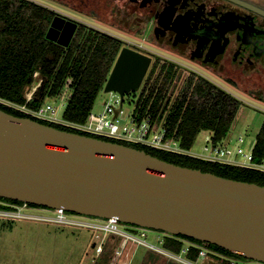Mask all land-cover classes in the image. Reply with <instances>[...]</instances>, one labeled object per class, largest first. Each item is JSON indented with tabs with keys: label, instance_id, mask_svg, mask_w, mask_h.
<instances>
[{
	"label": "water",
	"instance_id": "1",
	"mask_svg": "<svg viewBox=\"0 0 264 264\" xmlns=\"http://www.w3.org/2000/svg\"><path fill=\"white\" fill-rule=\"evenodd\" d=\"M75 28L55 16L45 36L67 46ZM150 64L149 55L123 48L103 90L123 99L140 87ZM131 144L0 109V198L114 217L264 264V185L177 165Z\"/></svg>",
	"mask_w": 264,
	"mask_h": 264
},
{
	"label": "trees",
	"instance_id": "2",
	"mask_svg": "<svg viewBox=\"0 0 264 264\" xmlns=\"http://www.w3.org/2000/svg\"><path fill=\"white\" fill-rule=\"evenodd\" d=\"M52 14L50 9L30 0H0V101L37 109L44 103V95L57 97L67 89L69 93L62 119L82 123L91 112L97 94L103 90L119 53L118 43L107 35L79 30L72 41L63 47L45 36ZM35 71L42 82L32 99L26 101L25 89L32 83ZM126 94L131 95L133 114L137 120L150 116L154 126H164L167 136L177 140L185 150L191 148L202 130L209 132L213 144L222 142L241 104L236 96L206 77L160 57L154 59L140 89ZM0 109L14 115L35 118L3 102H0ZM39 121L76 131L61 124L41 119ZM98 138L109 139L103 136ZM118 142L126 143L123 140ZM131 146L177 165L264 185V172L256 168L139 144ZM251 153L255 162L264 159V121ZM183 238L186 237L165 236L164 245L179 252L184 243ZM188 239L219 253L220 255L215 256V264H231L228 260L231 258L247 260L217 245ZM197 253L198 249L191 247L186 255L190 259H196Z\"/></svg>",
	"mask_w": 264,
	"mask_h": 264
},
{
	"label": "flooded vegetation",
	"instance_id": "3",
	"mask_svg": "<svg viewBox=\"0 0 264 264\" xmlns=\"http://www.w3.org/2000/svg\"><path fill=\"white\" fill-rule=\"evenodd\" d=\"M30 1L50 9L52 19L76 23L70 41L79 30L90 31L111 37L118 52H167L146 54L151 62L156 57L184 61L197 73L264 97V0Z\"/></svg>",
	"mask_w": 264,
	"mask_h": 264
},
{
	"label": "rangeland",
	"instance_id": "4",
	"mask_svg": "<svg viewBox=\"0 0 264 264\" xmlns=\"http://www.w3.org/2000/svg\"><path fill=\"white\" fill-rule=\"evenodd\" d=\"M144 53L170 55L167 52ZM153 61L154 58L151 64ZM178 62L186 70L193 69L191 71H194L195 69L193 65L184 61L178 60ZM197 71L198 74L215 82L241 101L226 138L219 143L222 148L230 149L231 154L217 157L222 162L247 166L249 162L241 154H237L236 149L241 148L244 153L252 150L257 133L264 121V97L256 98L251 94L215 80L213 76L204 71L199 69ZM68 93V90L64 89L57 97L44 95L42 98L44 103H49L55 108V118L57 120H62V112ZM135 94H138V92ZM116 97L117 94L115 92L99 91L92 111H101L105 102H109ZM130 99V94L124 95L123 109L125 115L130 114L133 110L134 103ZM208 135L209 132L206 130L199 132L193 145L187 150L188 154L205 158L208 152L203 150V146ZM239 137L243 138L242 142L238 141ZM0 207L5 206L0 204ZM118 223L121 227L127 226L124 223ZM93 235V230L83 227L56 225L35 220L0 218V264H110L113 249L116 247L115 245L118 243L119 238L115 235L106 234L104 240L105 249L98 254L92 246L94 242ZM144 238L156 246L164 247V244L160 243V240L164 239V233L161 230L146 229ZM129 246H131L130 243L127 244L128 248H126L124 255L116 264H171L169 263L171 262L170 260L151 249L143 246ZM212 260L216 261V257L210 254L207 264L213 263ZM228 260L235 264H259V262L248 259L231 258Z\"/></svg>",
	"mask_w": 264,
	"mask_h": 264
},
{
	"label": "built area",
	"instance_id": "5",
	"mask_svg": "<svg viewBox=\"0 0 264 264\" xmlns=\"http://www.w3.org/2000/svg\"><path fill=\"white\" fill-rule=\"evenodd\" d=\"M38 76V72L35 71L33 73L32 83L25 89L26 101L32 99L41 85L42 79H38ZM115 93L117 94L116 98L109 102H105L103 108L99 112L91 110L87 115L86 120L82 123L66 122L63 119L57 120L55 118V108L49 103H43L37 109H29L25 105H14L5 101L1 102L41 120L68 126L74 130L90 135L108 137L114 140H123L132 144H139L173 153L188 154L187 150L180 147L177 140L167 136V130L164 126H154L150 116H147L142 120H137L133 114V110L130 114L125 115L123 99H121L117 92ZM205 141L206 143L203 146V150L208 152V154L204 159L220 161L218 157L231 154L230 149L222 148L219 146V143L213 144L210 135L206 137ZM238 141L242 142L243 138L239 137ZM208 144L210 145L208 146ZM236 153L241 154L249 162L247 166L264 172V159L261 162H255L253 161L251 151L244 153L241 148H237ZM190 155L199 157L194 154ZM0 203L5 206L4 208H0L1 218L43 221L56 225H70L93 230L94 242L92 246L98 254L102 253L104 250L105 235H115L119 238V241L113 250L110 264H116L119 261L124 255L126 248H128V243H130L131 246H143L151 249L176 264H207L210 254L213 256L220 255L204 245L197 244L194 241L185 238H183L184 243L179 252H174L166 248L165 245L164 247L156 246L144 238L146 236V229L133 225H124V227H121L118 223L119 221L114 217L96 219L93 217L77 215L68 212L63 208H40L17 202L0 201ZM165 236L169 235L164 234V239ZM164 239L160 240V243L164 244ZM191 247L198 249L196 259H190L186 255ZM225 258L227 259V257ZM212 261L214 262L213 264H215V260ZM230 263L235 264L232 261H230Z\"/></svg>",
	"mask_w": 264,
	"mask_h": 264
}]
</instances>
